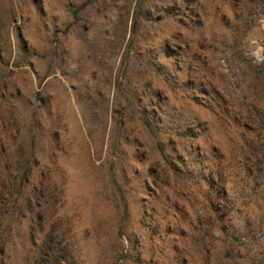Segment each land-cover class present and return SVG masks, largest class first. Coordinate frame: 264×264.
Instances as JSON below:
<instances>
[{"label":"rangeland","instance_id":"rangeland-1","mask_svg":"<svg viewBox=\"0 0 264 264\" xmlns=\"http://www.w3.org/2000/svg\"><path fill=\"white\" fill-rule=\"evenodd\" d=\"M0 259L264 264V0H0Z\"/></svg>","mask_w":264,"mask_h":264},{"label":"trees","instance_id":"trees-1","mask_svg":"<svg viewBox=\"0 0 264 264\" xmlns=\"http://www.w3.org/2000/svg\"><path fill=\"white\" fill-rule=\"evenodd\" d=\"M135 24H136V22L134 21V23H133V26H132V30H134L135 29ZM26 238H29L30 237V235L28 234V233H25V235H24ZM0 264H5L1 259H0Z\"/></svg>","mask_w":264,"mask_h":264}]
</instances>
